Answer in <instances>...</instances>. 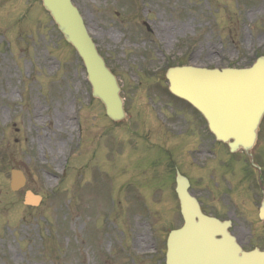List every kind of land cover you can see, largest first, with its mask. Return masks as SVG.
Wrapping results in <instances>:
<instances>
[{
  "label": "rangeland",
  "instance_id": "1",
  "mask_svg": "<svg viewBox=\"0 0 264 264\" xmlns=\"http://www.w3.org/2000/svg\"><path fill=\"white\" fill-rule=\"evenodd\" d=\"M72 2L117 78L129 126L105 118L90 98L81 60L38 0H0V264H164L173 167L157 150L171 134L153 118L170 130L188 120L183 103L167 102L164 72L249 66L264 55V0ZM147 120L156 128L145 132ZM138 138L151 143L136 146ZM252 156L264 183V116ZM230 161L229 169L212 164L211 175L228 173L227 191L234 181L243 199L256 171L242 154ZM12 168L25 177L16 191ZM26 191L41 197L37 206L23 204ZM247 214L233 218L244 232Z\"/></svg>",
  "mask_w": 264,
  "mask_h": 264
},
{
  "label": "water",
  "instance_id": "2",
  "mask_svg": "<svg viewBox=\"0 0 264 264\" xmlns=\"http://www.w3.org/2000/svg\"><path fill=\"white\" fill-rule=\"evenodd\" d=\"M67 42L71 43L81 57L92 86V95L104 104L106 114L113 120L124 117L119 88L114 76L105 67L95 50L82 21L69 0H42ZM166 77L169 90L185 98L204 114L215 136L228 144L231 151L243 148L247 151L255 142L256 130L264 113V60L259 59L246 69H201L185 66L169 69ZM230 139L232 141H230ZM176 176V192L180 201L184 226L170 233L167 240L166 264H264L256 262L255 254H244L238 248L228 246L225 255L213 258L206 243L214 233H225L214 228L198 211L186 193V184ZM24 184L20 171L11 170L10 186L17 190ZM39 196L27 192L24 202L37 205ZM264 220V202L260 209ZM197 218V221L195 220ZM209 224V226H208ZM213 252V250H212ZM214 260H210L208 257Z\"/></svg>",
  "mask_w": 264,
  "mask_h": 264
},
{
  "label": "flooded vegetation",
  "instance_id": "3",
  "mask_svg": "<svg viewBox=\"0 0 264 264\" xmlns=\"http://www.w3.org/2000/svg\"><path fill=\"white\" fill-rule=\"evenodd\" d=\"M183 105L185 107L183 106L182 107L186 110L185 118H188V120L183 119L185 122L183 129H181L183 125H178L177 126L178 128L176 130H174L173 127H172L173 130H170V126L169 124L166 123L165 120L155 121L156 126L159 127L161 131L163 130L164 132L171 134L168 135V137L166 138L167 140L171 139V141L166 142L165 144L167 145L159 146L160 149H158L157 151L159 152V155L161 154V150L163 151L162 152L164 153L163 159L166 165H168L169 167H171L172 165L173 168L177 167L179 170L186 173L185 176L188 178L190 185L192 181L189 179L188 175L195 178V181L198 184L201 183V185H206L209 182V178L212 176L211 166L213 164V161L215 163H221L225 167L228 166V158L226 153L224 152V149L220 146L221 144L219 143H217L218 147L216 148V151L213 154L212 145L213 143L215 144V141H213L212 135L209 132L205 124V121L186 104ZM180 116L184 117L183 113H181ZM128 122L129 119L127 118V127L129 126ZM147 122L144 125L145 132H147L152 128H156L150 120H147ZM172 126L174 125L172 124ZM166 127L168 128L166 129ZM138 139H139L138 141H135L136 146H138L137 142H141L142 147H144L146 143H151L148 141L147 138H144L147 139L144 141L141 140L140 138ZM132 145H134V142H132ZM140 159H141V154L137 152L135 160H140ZM195 169L199 170V172L196 173L194 171ZM206 170H210V173L205 172ZM187 171H190V173L188 174ZM225 175L226 173H224V171H220V173H218L220 183L216 184V186L218 187V189H215L216 194L213 193L210 194L211 199L215 200L218 198L220 199V201L223 200L221 184H222V179ZM200 187L201 186H198L196 188H192L191 190L193 194L197 197L200 203V207L204 213L218 217L220 219L224 218L223 216L225 213L226 216L230 215L231 210L227 208L226 211L224 212V207L221 204V202L209 203L204 201L200 197L201 195L198 194L197 192L200 190ZM238 205L239 203L234 200L232 206L234 208H237ZM253 208L254 206L252 207L250 199L244 201V211L248 213L247 217H249L250 215L253 221H255L256 223L254 235L257 238L254 246L260 248V247H264L263 244L264 232L260 231V229L262 228V223L258 222L255 219V216L252 214ZM231 232L236 236L238 241L241 242L243 240L244 230L242 227L237 225H232Z\"/></svg>",
  "mask_w": 264,
  "mask_h": 264
},
{
  "label": "bare ground",
  "instance_id": "4",
  "mask_svg": "<svg viewBox=\"0 0 264 264\" xmlns=\"http://www.w3.org/2000/svg\"><path fill=\"white\" fill-rule=\"evenodd\" d=\"M69 124H70V123H69ZM69 124H66V126H67L68 128H69V126H70Z\"/></svg>",
  "mask_w": 264,
  "mask_h": 264
}]
</instances>
